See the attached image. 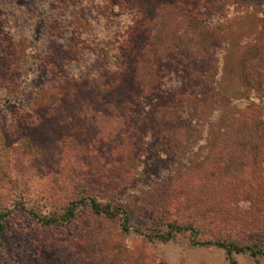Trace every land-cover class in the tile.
Masks as SVG:
<instances>
[{"label":"rangeland","instance_id":"obj_1","mask_svg":"<svg viewBox=\"0 0 264 264\" xmlns=\"http://www.w3.org/2000/svg\"><path fill=\"white\" fill-rule=\"evenodd\" d=\"M34 1L0 0V214H6L0 264H264L248 252L227 256L192 244L256 242L255 233L264 231V136L249 139V147L263 149L249 148L248 159H208L219 137L229 134L232 113L249 105L264 109V91L255 90L264 66L253 58L247 71L243 63L260 39L264 0H121L123 7L119 0H71L89 23L88 38L78 56L67 53L64 65L56 64V75L71 77L64 83L37 72L39 29L32 43L19 47L23 60L7 70L2 43L24 22L17 7H35ZM163 2L169 5L155 10ZM106 31H115V40ZM195 48L197 55L186 50ZM245 81L251 83L244 96ZM51 87L72 89L76 98L63 92L54 110L52 100L36 104ZM190 91L202 100L195 108ZM143 95L141 110L130 108ZM80 105L92 112L81 113ZM192 109L205 130L187 122L193 132L187 140L176 129ZM155 110L164 121L148 124L151 136L129 128L133 112ZM160 127L173 133L156 138ZM185 142L194 145L190 159L183 156ZM89 199L125 210L142 235L123 233L117 220L91 211L84 204ZM68 208V221L39 222ZM169 224L194 233L165 242L143 237Z\"/></svg>","mask_w":264,"mask_h":264},{"label":"trees","instance_id":"obj_2","mask_svg":"<svg viewBox=\"0 0 264 264\" xmlns=\"http://www.w3.org/2000/svg\"><path fill=\"white\" fill-rule=\"evenodd\" d=\"M71 0H35V4L33 3L35 7H17L18 13L21 14L22 24L21 27H17L14 34H10L9 36L6 35L7 40L3 42V46H6V50L9 52L8 55H4V58L7 59V70H10L12 68V65L16 63L17 61H22L21 58L23 56V50H20V46L27 44H30L33 42L32 39H30L32 36H34L37 29L43 30L44 34H41L39 38V42L41 43V46L38 48L39 53L35 59V65L37 72L40 70L46 71V73L50 76H53V79L55 77H59V75H56L58 71V66L64 65V62L67 60V53L70 54L73 52V55L78 56L79 52L82 47L85 46V38H88L86 34L84 33V30L89 26L82 14H80L78 4L74 1V5L70 3ZM80 1V0H78ZM108 1V0H107ZM118 4L120 7H123L121 0H119ZM68 5L70 6L69 12H68ZM167 3H158V5L154 6L155 10H157V7L162 6H168ZM115 6V4H114ZM119 7V8H120ZM22 8V9H21ZM106 8L105 10H107ZM22 10V11H20ZM109 10V9H108ZM102 20H106V16H108L107 12L104 13L101 12ZM104 17V18H103ZM99 19V17H97ZM64 24V25H63ZM100 32V33H99ZM108 31H106L107 33ZM97 33L102 34V30L98 29ZM119 34H121L119 32ZM259 41L257 44L250 46L248 51L249 54H253L251 58H247L243 63H247L248 66L246 70L248 71L250 67H252V64L254 63L253 60L255 59L256 62L261 64V67L264 66V18L261 23V26L258 30ZM109 40H115V31L114 32H108L107 33ZM2 46V47H3ZM187 52H189L191 55H197L199 54L196 52V48L193 51H190L189 49H186ZM197 53V54H196ZM254 58V59H253ZM22 59V60H21ZM58 66H57V65ZM258 66V65H257ZM12 71V70H11ZM11 71L7 72L8 75H10ZM258 75L255 79L259 81L258 87L255 88L256 91H264V83L261 84L260 82L264 81V72L258 69ZM252 76V75H251ZM68 76H61L59 77V80H62L64 83L65 81H70V78ZM1 78V77H0ZM2 80V79H0ZM222 80V78H221ZM220 80V82H221ZM251 82L253 81V76L251 77ZM2 82V81H1ZM219 82V80H218ZM251 82H243L241 85L242 89V95H246L249 93L248 85ZM256 82V81H255ZM205 89L210 88L211 91L213 90V87L211 85L204 83ZM263 85V87H262ZM45 90H49L47 96L43 97L42 99L39 98V95L42 93L41 90H37L35 93V96L39 98L40 101H36L39 106H42L43 104H46L45 102L47 100H52V107L53 110L58 108L60 106V100L59 98L62 97L63 92H65V96L69 101L75 100L76 96L74 94V91L72 89H69L68 91H62L61 89L57 88H45ZM45 92V91H44ZM52 92V93H51ZM195 94L190 91V93L187 95V100L190 101L192 106L194 107L195 103H202L201 99H196ZM47 99V100H46ZM45 100V101H43ZM145 101V96L142 97H136L135 99H132V104H130V108L137 107L138 110H141L142 105ZM128 104V103H127ZM37 105V106H38ZM126 105V104H125ZM124 105V107H125ZM135 105V106H134ZM128 106V105H127ZM250 108H245L242 112H236L232 113L231 117L228 120L226 132L229 131V134L225 135L223 138L219 137V141L214 143L212 148V153H209L208 159H229V162L233 163L235 159H248V156H244L245 151H248L249 148L252 150L255 148L254 146H250L247 144L249 142V139L253 136H264V109L258 108L257 111L253 110V107L251 108V105H249ZM255 107V106H254ZM90 105H80V108L78 110L83 112H92L90 109ZM195 108V107H194ZM190 115H184V125L183 127H178L176 130H181L182 138H185L188 140V138L193 136V132L191 129H189V125L187 122L189 121H196L199 123L200 128L199 131L203 132L205 130L203 128V125L205 123H202V119H200V115L196 114L194 109L191 110ZM135 114V115H134ZM143 114V113H142ZM158 111L155 110V112L151 115L145 113L143 116H141L139 113L137 114L133 112V116L136 117L135 122L129 123V128L133 129L134 133L138 134V131H140V135L144 134L146 136H151V133L153 131H150L148 129V124H151L150 122H153L154 119H157L156 124L162 123L164 121L162 116L158 117ZM158 117V118H157ZM120 120L123 122H126L125 116L121 115L119 117ZM181 122V120H180ZM208 122V121H207ZM155 123V122H154ZM157 127V126H156ZM198 131V132H199ZM156 138L163 139L164 137H170L173 133L172 128H166V127H160L158 131H156ZM223 136V135H221ZM217 140V138H216ZM238 142V143H237ZM185 146L188 145L187 142H185ZM194 145L186 146L184 147L183 156L186 154L187 157L184 156V159H190V157L193 155L191 152L193 150ZM258 151L262 150L263 147L259 146ZM251 154V153H250ZM249 154V156H250ZM189 155H191L189 157ZM195 155V153H194ZM252 159H256L257 155H253ZM89 207V209L96 214L102 215L108 219H113L118 221V225L120 230L123 233L132 232L135 234L142 235L138 229L131 227L129 225V217L125 210L122 208L115 206V208L111 207L109 205H100L93 199H89L86 203H84ZM72 217V208H68L66 212H64L60 216H50L45 218H39V222L44 226L49 225H57L59 223L65 222L70 220ZM6 218V214H0V236L4 230L3 221ZM156 227V226H154ZM151 230V233L148 235H144L143 237H146L148 240H158V241H168L172 238L174 234L181 233L183 231H190L191 234L194 232L189 227L185 226H178L176 224H169L166 226V231H161L160 229H153ZM255 239L256 242H250V243H236L233 241H220V240H214V241H199L195 240L192 241L193 246H200V247H208L213 246L215 248H219L224 250L225 254L227 256L231 254H239L243 252H248L249 255L253 258H256L258 256L264 258V231L256 232L255 233ZM231 264H233L231 262Z\"/></svg>","mask_w":264,"mask_h":264}]
</instances>
